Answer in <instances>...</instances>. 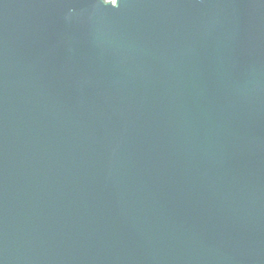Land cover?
Segmentation results:
<instances>
[{
	"label": "water",
	"instance_id": "95a60500",
	"mask_svg": "<svg viewBox=\"0 0 264 264\" xmlns=\"http://www.w3.org/2000/svg\"><path fill=\"white\" fill-rule=\"evenodd\" d=\"M0 264H264V0H0Z\"/></svg>",
	"mask_w": 264,
	"mask_h": 264
},
{
	"label": "snow or ice",
	"instance_id": "6c2138e0",
	"mask_svg": "<svg viewBox=\"0 0 264 264\" xmlns=\"http://www.w3.org/2000/svg\"><path fill=\"white\" fill-rule=\"evenodd\" d=\"M102 3L105 5H109V0H102ZM111 5H114V7L118 6V0H114V4H113V0H111Z\"/></svg>",
	"mask_w": 264,
	"mask_h": 264
}]
</instances>
